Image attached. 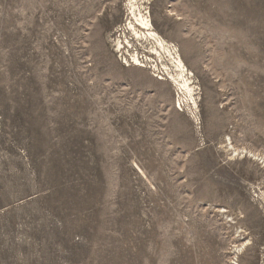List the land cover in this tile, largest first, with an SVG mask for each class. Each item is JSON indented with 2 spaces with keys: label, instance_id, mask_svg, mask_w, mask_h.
Returning a JSON list of instances; mask_svg holds the SVG:
<instances>
[{
  "label": "rangeland",
  "instance_id": "1",
  "mask_svg": "<svg viewBox=\"0 0 264 264\" xmlns=\"http://www.w3.org/2000/svg\"><path fill=\"white\" fill-rule=\"evenodd\" d=\"M127 3L0 0V264H264V0L150 1L197 119Z\"/></svg>",
  "mask_w": 264,
  "mask_h": 264
},
{
  "label": "bare ground",
  "instance_id": "2",
  "mask_svg": "<svg viewBox=\"0 0 264 264\" xmlns=\"http://www.w3.org/2000/svg\"><path fill=\"white\" fill-rule=\"evenodd\" d=\"M127 1L126 22L121 29L124 41L119 38L115 39L117 48L127 49L128 52L132 51L133 53L135 49L141 48L153 56L154 58L151 57L152 63L150 66H156L155 68L163 70L166 73L165 80L176 88L179 100L185 104L190 113L197 119L199 105L197 98L198 87L196 86L195 76L187 67L176 45L161 35L155 27L149 10L151 0ZM148 60L150 61V59ZM227 139L229 140L228 144L230 145L231 153L235 152L237 154L239 149L231 144L229 137ZM240 149L241 152L245 151L244 148ZM247 152L252 157L262 158L261 155L250 150ZM235 247L237 248L239 246L235 245Z\"/></svg>",
  "mask_w": 264,
  "mask_h": 264
},
{
  "label": "built area",
  "instance_id": "3",
  "mask_svg": "<svg viewBox=\"0 0 264 264\" xmlns=\"http://www.w3.org/2000/svg\"><path fill=\"white\" fill-rule=\"evenodd\" d=\"M116 46L117 45H115V47ZM117 50H120V49L117 48ZM119 53H120V54H118L120 56L119 58L122 60V63H124V64H129L130 62H137V63H140L141 65H143L142 62L144 60H146L145 56H143V55L134 54V55L129 56L128 53H122L120 51H119Z\"/></svg>",
  "mask_w": 264,
  "mask_h": 264
}]
</instances>
